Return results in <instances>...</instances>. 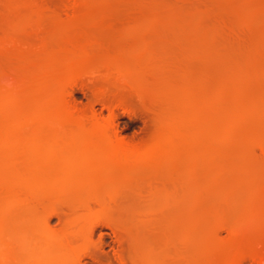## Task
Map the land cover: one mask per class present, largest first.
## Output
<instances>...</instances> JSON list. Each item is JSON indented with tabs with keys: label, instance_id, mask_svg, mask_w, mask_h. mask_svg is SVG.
<instances>
[{
	"label": "rangeland",
	"instance_id": "374dc122",
	"mask_svg": "<svg viewBox=\"0 0 264 264\" xmlns=\"http://www.w3.org/2000/svg\"><path fill=\"white\" fill-rule=\"evenodd\" d=\"M102 93L113 103L137 94L149 106L148 114L130 118L123 101L116 129L141 150H160L164 164L162 172L144 168V181L128 190L103 185L117 189V204L107 210L114 228L96 229L93 241L103 233L104 245L84 264H120L122 247L127 264H231L239 257L240 264H260L264 0H0V158L32 144L69 151L102 144L78 135L92 127L94 113L109 114L98 102ZM7 140L12 145L3 147ZM40 169L58 175L63 166ZM151 179L165 182L163 190L152 189ZM1 193L0 204L16 197ZM132 231L136 260L126 242ZM75 239L69 256L83 242ZM15 249L20 259L23 249Z\"/></svg>",
	"mask_w": 264,
	"mask_h": 264
},
{
	"label": "bare ground",
	"instance_id": "6f19581e",
	"mask_svg": "<svg viewBox=\"0 0 264 264\" xmlns=\"http://www.w3.org/2000/svg\"><path fill=\"white\" fill-rule=\"evenodd\" d=\"M84 72L82 73L83 75H85ZM77 85L78 83L74 82L71 88H75ZM84 85L87 87L86 83ZM82 87L85 89L84 86ZM106 96L107 95L104 96L103 93L99 95L100 98L98 97V102L109 110V114L106 117L102 115L104 116V118H102L101 115V117L98 115L99 111L97 112L96 110L97 114L94 113L93 115L92 127L86 128L83 126L78 132L79 136L82 134H91L93 137L103 138L105 141L102 144L84 146L75 151L55 147L39 148L32 144L29 145L28 149L24 150L20 156H5L0 158V167H9L12 169L11 172L0 173V192L1 190L6 191L5 196L1 193L2 197H8V191H11L16 196L15 198H11L12 200L10 201L5 198V201L8 200V202L4 203L3 200L2 204H0V264H84L82 260L84 256L88 255L92 257V259H95L94 248H96V250L101 249L104 245L103 233L100 235L98 242L93 241L96 229L99 226L114 228V222L107 215L108 208L117 204V197L114 194L115 192H113L114 189L116 187L118 188V186L122 187L123 185L121 186V183H124V186L127 185L128 187H132L135 182L144 178L143 176L140 177V175H142V170L149 166L162 172L161 168L164 163L160 158V150H141L136 142L126 138V135L122 136L118 132L119 129H116V119L121 116L120 112L122 111L120 110V106L121 109L124 106V112L126 115H130V118L137 113L148 114L150 111L149 106L137 94L132 95L133 98L122 97L118 100H114V102L117 101L115 103ZM126 99L129 102L131 101L130 103L132 105H136L135 110L129 107L127 108L126 104H128V101ZM123 101L125 105L122 106ZM74 103L72 104V109L75 107L73 106ZM76 106L75 108L77 109L81 107L78 103ZM88 106V110L89 108H93V104H89ZM94 109H91V111L89 110L91 115ZM117 109L120 110V112ZM81 112L82 110L78 111V113ZM99 114H101V112ZM143 117L148 123V119L145 118L146 116ZM151 120H153V118H151ZM145 125L147 124L145 123ZM9 144L12 145V141L7 140V142H4L3 147H7ZM170 164H175L174 160ZM42 165L46 168H50V166L53 165H61L63 166V171L58 175H49V173L40 169ZM38 170H40V172ZM149 171L153 172V170ZM81 172H85V175L80 176L79 174ZM96 172H98V174ZM155 172V174H160L157 171ZM73 173L77 175H73ZM142 179L138 182H143L144 180ZM156 180L150 181L149 184L154 181V187H152V189H156V191L159 189L158 191L160 192V189L163 190L162 188H164L165 182L160 179ZM159 182L163 187H161L160 184V186L157 185ZM111 183L115 188L109 187L112 189V191L109 190L110 193L107 192L108 189L106 191L103 185ZM120 187L118 189H121ZM86 188H89L88 192L83 193L81 189ZM106 188L108 187L106 186ZM149 189H151V186ZM83 191L85 192V190ZM115 191L117 192V189H115ZM79 192H81V197H77ZM151 192L150 190V193ZM159 192H157V194ZM126 195L127 197L124 198H129L128 192ZM64 207L67 208V210H64ZM54 216L59 218V226L57 224V226L50 224ZM65 221H67L65 224H67L68 227H65V224V226L63 225ZM235 221L237 222V220H232L230 224ZM238 223H236L235 226L238 225ZM242 223L240 222L239 225ZM247 223L249 224V222L245 224ZM230 227L233 229L232 226ZM238 228L229 230V232H237L239 231ZM241 233L242 231H240V234ZM130 234L131 236L129 237L132 241H126L124 235L121 236L117 234L118 241L120 244L125 241L129 244L130 256L133 260H136V257L134 258L135 253L133 247L136 242L133 238L134 236L136 237L137 234H133V231ZM14 238L20 240L15 239L16 241H14ZM77 238H79L80 241L83 240V242H80L81 244L79 247L78 242V249H76L77 247H75L76 250L73 249L71 253L76 251L74 255L71 253V256L67 255V244L69 246L71 240L73 241L74 239L79 241ZM160 245L162 246V244H159V247H156L158 251L162 248ZM15 246L23 249L24 253L20 255V259H17V256L13 253V250L16 252ZM67 248L69 249L70 246ZM163 248L166 249V247ZM21 249L20 251H22ZM149 249L151 251L148 250L150 252L148 254L152 255L151 252L154 249ZM156 249L153 251L154 253H158ZM62 250L64 252H62ZM164 252L167 253L165 250ZM96 253L98 255V252ZM125 253L124 247L117 251V258L120 264H127ZM163 255L165 257V253ZM244 256L246 257L247 255ZM164 257L162 256V259H165ZM148 258L150 259L149 256ZM151 258L153 261H156L152 256ZM155 258L158 261V257L156 256ZM97 259H99V257H96V260ZM109 259L107 260L109 261ZM239 259L243 260L240 257ZM239 259L233 260L231 264H240ZM152 260L150 259V263H152ZM138 261L139 260H137V263ZM103 262H105V260H103ZM147 262L149 261L147 260ZM260 264H264V258L261 259Z\"/></svg>",
	"mask_w": 264,
	"mask_h": 264
}]
</instances>
